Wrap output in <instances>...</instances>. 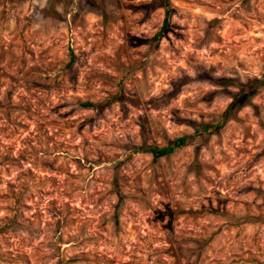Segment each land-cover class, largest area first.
Wrapping results in <instances>:
<instances>
[{
    "label": "rangeland",
    "instance_id": "rangeland-1",
    "mask_svg": "<svg viewBox=\"0 0 264 264\" xmlns=\"http://www.w3.org/2000/svg\"><path fill=\"white\" fill-rule=\"evenodd\" d=\"M166 1L156 39L163 0H0V264H264V88L192 136L263 74L264 0Z\"/></svg>",
    "mask_w": 264,
    "mask_h": 264
},
{
    "label": "trees",
    "instance_id": "trees-1",
    "mask_svg": "<svg viewBox=\"0 0 264 264\" xmlns=\"http://www.w3.org/2000/svg\"><path fill=\"white\" fill-rule=\"evenodd\" d=\"M163 9V19L161 22V26L158 32L155 35V38L158 39L161 32L165 31L168 26V20L170 11L168 9V3L166 0H163V4L161 6ZM226 83H232L233 88L236 89L235 92L231 93V101L223 110V112L219 115L218 121L216 123L204 124L201 126H197L193 129V135L201 137L203 134H212L218 131L221 126L229 121L235 110L240 106H245L251 99L254 97L260 89L264 88V72L259 79H253L252 81L246 82L244 84H235L233 81H225ZM87 107H94V105H85ZM190 136V137H192ZM189 136H181L175 139L169 146L164 147H143L142 150L144 153H147L151 156L153 161L164 158L174 152V150L184 147L186 145V141Z\"/></svg>",
    "mask_w": 264,
    "mask_h": 264
}]
</instances>
